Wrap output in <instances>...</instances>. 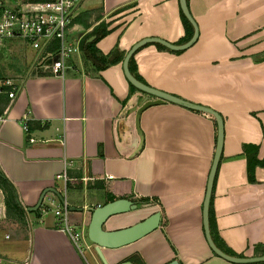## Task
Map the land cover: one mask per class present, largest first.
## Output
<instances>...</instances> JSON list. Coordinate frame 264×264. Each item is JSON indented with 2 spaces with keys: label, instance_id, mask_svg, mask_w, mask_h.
<instances>
[{
  "label": "crops",
  "instance_id": "crops-1",
  "mask_svg": "<svg viewBox=\"0 0 264 264\" xmlns=\"http://www.w3.org/2000/svg\"><path fill=\"white\" fill-rule=\"evenodd\" d=\"M187 5L199 28L197 40L178 52L145 43L133 54L134 65L147 84L221 113L214 225L232 255L263 254L257 246L264 245V0H187ZM181 10L179 0H88L78 15H90L77 21L81 30L71 38H84L104 21L109 31L96 47L110 63H92L81 47L66 58L62 76L29 75L17 89L0 125V171L17 188L22 209L6 206L0 217V240L13 237L19 245V255L11 258L30 252L31 264H167L173 259L239 264L218 256L204 232L202 207L217 137L213 115L169 100L149 105L140 114L138 148L135 114L146 93L131 88L123 59L147 36L186 42L192 34ZM17 40L5 39L0 46L24 51ZM33 53L24 69L25 58L16 59L19 66L12 73L0 70V78L25 76ZM8 101L0 91V112ZM245 145L257 146L256 159L263 162L253 173L248 171L253 148ZM63 171L67 180L57 177ZM47 188L45 196L68 204L70 230L60 227L54 212L41 213L44 203L30 210ZM120 197L138 206L111 215L105 228L131 225L156 210L160 225L131 243L101 247L102 259L87 236L91 210ZM146 197L148 202L139 203ZM72 234L79 235L90 260Z\"/></svg>",
  "mask_w": 264,
  "mask_h": 264
},
{
  "label": "built area",
  "instance_id": "built-area-1",
  "mask_svg": "<svg viewBox=\"0 0 264 264\" xmlns=\"http://www.w3.org/2000/svg\"><path fill=\"white\" fill-rule=\"evenodd\" d=\"M84 0H0V44L8 38H19L35 49L32 55V63L28 67L25 76L18 75L15 78H0V91L6 92L9 101L5 109L0 112V125L7 118V110L13 101L17 89L25 86V78L34 74L63 75L67 66L65 60L73 53L81 52V40L84 34L71 38L73 31L81 28L76 16ZM56 42V48L52 45ZM4 86H9L5 88ZM26 118V115H24ZM23 127L27 129L25 121ZM33 140V139H32ZM57 177L67 180L66 172L57 174ZM53 194L44 195L41 205V213L54 212L62 229L70 230L67 225L68 204H57ZM5 194L0 186V217L5 216ZM23 218L29 228L31 221L27 209H23ZM64 225V226H63ZM6 234L5 237H8ZM77 244L80 237L72 234ZM0 264H31L30 252L21 259H14L0 255Z\"/></svg>",
  "mask_w": 264,
  "mask_h": 264
},
{
  "label": "water",
  "instance_id": "water-1",
  "mask_svg": "<svg viewBox=\"0 0 264 264\" xmlns=\"http://www.w3.org/2000/svg\"><path fill=\"white\" fill-rule=\"evenodd\" d=\"M179 1H180V6H181L183 13L185 14L187 19L191 22L193 26V33L191 37L186 42L174 43V42H170L168 40H165L157 36H147L135 42L131 46V48L127 51L123 59V64H122L123 71H124V74L127 80L132 85H134L136 88L146 93V96L143 98L135 114V126L140 136L138 148H140L143 143L142 132L139 128L140 114L149 105L161 103L164 100H169V101L184 105L189 108L205 111V112L212 114L216 121L217 137H216L215 152H214L213 161H212L211 168H210L209 175H208L206 192H205V197L203 200V207H202V218H203V226H204V232H205L206 239L211 249L218 256H221L222 258L229 260L231 262L239 263V264L264 262V254L232 255V254L225 252L224 250H222L220 247L217 246L211 234L210 224H209V204H210V197H211L212 190H213L214 178H215V174H216L219 160L221 157L222 148H223V140H224V120H223V116L221 115V113L215 110L214 108H211L210 106L194 103L176 94L155 88L143 82L142 80L138 79L131 72L129 68V59L131 55H133L135 51L145 43L159 42V43L164 44L169 49L183 50L191 46L197 40L198 35H199V28H198L197 22L195 21V19L193 18L189 10V7L187 5V0H179ZM94 38H95V35H91L87 39V41H91ZM262 55L264 56V52L262 53ZM48 190L50 189L47 188L42 192V194L40 195V198L38 199V202L34 206H31L30 210H36L40 206L42 199L46 191ZM58 195L61 196L60 193H58ZM60 198H62V196ZM137 206H138L137 202L133 201L132 199L126 198V197H120V198H116L114 200L108 201L104 204L97 205L92 208L90 220L87 226V236H88V239L94 245L93 249L95 250V252H97V254L102 259H104V256H103L101 247L115 248V247H119V246H122L128 243H131L139 239L140 237L146 235L147 233L154 230L155 228L159 227L160 219H161V211L156 210L152 212L151 214L147 215L146 217H144L143 219L131 225H128L122 228H117V229L105 228L104 226L105 222L111 215L136 209ZM71 207L72 209H74L73 208L74 206H71ZM122 263H125V262H122ZM167 264H181V263L179 262L178 259H173Z\"/></svg>",
  "mask_w": 264,
  "mask_h": 264
},
{
  "label": "trees",
  "instance_id": "trees-1",
  "mask_svg": "<svg viewBox=\"0 0 264 264\" xmlns=\"http://www.w3.org/2000/svg\"><path fill=\"white\" fill-rule=\"evenodd\" d=\"M90 14H88L87 12H83V15L79 14L76 16L75 21H84L85 17L89 16ZM181 15L183 17L184 23L187 26V28L189 29V35L192 34L193 31V27L191 22L187 19V17L185 16V14L182 12L181 10ZM87 25H89V23L86 22ZM109 31V29H107V25L104 21L99 22L97 25H95L90 32H88L84 38L81 41V47H82V51L84 53V56L87 60L91 61L92 63L98 64V65H106L107 63H110V59L107 58V56H104L103 54H101V52H99V50L96 47V41L102 37L103 35H105L107 32ZM91 35H95V38L91 41H87V39L91 36ZM157 44V46L159 47H164L170 51L173 52H178V50H172L167 48L166 46L160 44V43H155ZM52 48H56V42H54V44L52 45ZM112 54V52L110 53V55ZM109 55V56H110ZM115 61V60H114ZM113 61V62H114ZM134 56L131 55L130 59H129V68L131 70V72L140 80H142L143 82L146 83V81L143 79V77L137 72L136 70V66L134 65ZM131 88H135L132 84H130ZM253 148L252 150H249V157H248V171L253 173L255 165L257 163H263L262 161L256 159V155H257V146L255 145H245V149L248 150V148ZM252 151V152H251ZM252 157H255V160L252 161ZM0 186L2 187L4 194H5V203L7 206L8 211H12V209H17L19 211H21L22 209L20 208V200L18 198V191L17 188L15 187V185L13 184V182L2 172L0 171ZM212 199H213V192L211 194L210 197V204H209V224H210V230H211V234L213 237V240L215 241V243L217 244V246H219L222 250H224L225 252L231 253V254H236L235 252H230L228 250H226V248H224V244L223 242H221V240L219 239V235L218 232L216 230V226L214 225V220H213V209H212ZM149 198H142L139 203H143V202H148ZM163 224L166 222V217L165 215H163ZM257 248L261 249V253L264 254V245H259L257 246ZM258 249V250H259ZM262 262H256V263H249V264H260Z\"/></svg>",
  "mask_w": 264,
  "mask_h": 264
},
{
  "label": "rangeland",
  "instance_id": "rangeland-1",
  "mask_svg": "<svg viewBox=\"0 0 264 264\" xmlns=\"http://www.w3.org/2000/svg\"><path fill=\"white\" fill-rule=\"evenodd\" d=\"M88 0H84L82 2V5L80 6L79 9L85 8L87 5ZM78 34V33H77ZM76 34V35H77ZM12 39H18L16 42H18L19 45L24 44V51H8L5 46H0V70H4V72L12 73L17 66H19V63H17L16 59H23V69L25 66V60L27 59L29 61V55L35 52V49L27 44L24 40L19 39V38H12ZM23 55V56H22ZM32 61L30 62V64ZM29 64V66H30ZM18 71V69H17ZM20 71V70H19ZM15 237V236H14ZM25 240V239H24ZM24 240L22 242H24ZM79 247L81 249L82 254L88 259H89V254L88 251L85 249L84 244L82 243L83 241H78ZM28 241H26L27 245ZM19 246L17 243H15L14 238L12 237L11 239H5V240H0V253H3L5 256L8 257H13L12 255H19L18 249L16 248V245Z\"/></svg>",
  "mask_w": 264,
  "mask_h": 264
}]
</instances>
